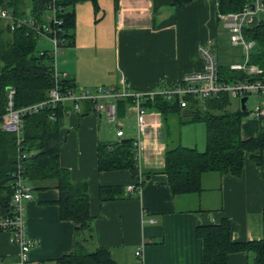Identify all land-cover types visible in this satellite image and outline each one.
<instances>
[{"label":"crops","instance_id":"0c3cea01","mask_svg":"<svg viewBox=\"0 0 264 264\" xmlns=\"http://www.w3.org/2000/svg\"><path fill=\"white\" fill-rule=\"evenodd\" d=\"M97 2L95 6L82 1L74 7L72 43L63 42L64 47L55 58L56 71L66 74L78 90L94 92L99 86L126 85L131 91L149 92L175 85L185 75L204 71L199 49L206 46L217 55L220 65L240 64L237 54L228 52L231 55L226 59L219 56L221 44L233 48L238 45L231 43L229 35L227 41L222 39L216 0H195L177 8L173 7L174 0ZM93 106L83 102L79 112L70 109L57 121L59 163L70 170L73 181L86 180L89 185L93 245L108 247L118 264H203L202 240L195 233L199 224L219 223L227 217L231 220L233 241L263 237L264 177L250 160L251 153L244 156V169L239 176L211 171L202 174L203 189L198 193L172 194L163 171L165 150L170 142L185 144L181 129L196 123L185 122V108L166 116L146 108L147 128L140 136L137 163L149 174L139 197L101 200L102 184L126 187L134 181L128 169H98V146L101 141L135 140L136 113L128 105L118 110L115 107L117 119L109 121L104 112H96ZM255 120H242L244 139L251 138L261 127L262 123ZM32 191L33 197L26 202L27 232L38 243L30 251L31 264H53L49 261L73 250L76 223L61 218L57 188ZM140 245L138 256L135 251ZM19 252L20 246L12 240L11 232L0 230V257L14 260ZM227 262L254 264L253 254L230 253Z\"/></svg>","mask_w":264,"mask_h":264},{"label":"trees","instance_id":"16d2710c","mask_svg":"<svg viewBox=\"0 0 264 264\" xmlns=\"http://www.w3.org/2000/svg\"><path fill=\"white\" fill-rule=\"evenodd\" d=\"M91 2L98 5L97 0H31V17L43 21L49 6L56 7V15L63 22L59 26L60 38L63 42L72 43L75 17L73 9L79 2ZM195 0H174V8L190 4ZM197 1V0H196ZM254 0H216V12L230 14L241 12L243 7ZM21 0H0V7L8 8L18 15L25 16L20 9ZM218 21H221L217 18ZM243 37L253 41L249 53L248 65L257 66L262 72L254 75L218 63L220 80L227 82L264 81V20L256 25H247L242 31ZM38 37L28 27L12 30L8 23L0 20V123L6 112L7 93L10 87L15 89V106L20 108L46 101L49 91L55 84L61 92L75 90L77 86L70 79H57L53 71L54 59L49 51L39 52ZM57 79V80H56ZM151 102H145V108L155 109L166 116L169 112H180L178 101H171L155 96ZM237 100V99H236ZM233 100L226 92L208 100H189L187 109L193 115L185 117V122L203 123L206 127V143L204 150L178 143L168 144L165 150L164 173L170 183L172 194H196L201 191V176L214 171L218 174L229 173L239 176L244 169V156L251 153L250 160L260 168L264 177V123L251 138L241 135L242 120L249 111H242L240 105L231 109ZM88 107L94 105L85 100ZM133 100L124 97L117 101V110L124 109ZM83 104V103H82ZM73 103H56L45 105L35 113L24 116L21 133V147L27 155L19 158L17 136L5 132L0 126V216L13 213L12 195L14 177L19 160L24 164V175L33 188L44 189L54 187L59 195L57 205L63 220L76 223V242L68 254L53 264H118L111 250L105 245H93V215L90 212L89 185L85 181H73L70 170L61 166L59 159V129L57 121L69 112ZM54 118H51V117ZM135 140L126 138L120 142H100L98 146V169L130 170L135 182L141 176V185L149 172L142 171L136 160ZM21 151V150H20ZM124 185H104L99 189L101 200L111 201L128 196L139 197L138 192L126 191ZM261 239L233 241L231 220L222 218L219 223L199 224L195 228L196 236L202 242L203 264H228V255L235 252H252L254 264H264V210L262 211ZM0 230H3L0 227Z\"/></svg>","mask_w":264,"mask_h":264},{"label":"built area","instance_id":"2783aa9c","mask_svg":"<svg viewBox=\"0 0 264 264\" xmlns=\"http://www.w3.org/2000/svg\"><path fill=\"white\" fill-rule=\"evenodd\" d=\"M250 4L253 5V8ZM55 9V6H49V9L43 17L45 22H43L31 16L29 17V15H18L8 8L0 7V20L6 21L12 30L23 26L28 27L30 31L37 36H43L44 39L54 46L53 51H49L48 54L54 59L53 71L55 77L57 79H66L67 75L59 74L55 68L57 63V59H55L56 54L64 47L63 41L60 38L61 31L59 29V26L63 22L57 17ZM261 12H264V0H254L253 2L247 3L239 13H219L218 19H220L229 30L228 34L231 43L233 45L242 46L246 54L244 65H232L230 66L232 70L238 69L246 72L248 75H257L262 72L257 66H253V64L248 65L247 60L249 59V51L252 45H254V42L247 41L242 35L243 29L253 22V18L261 14ZM199 54L204 59V71H194L193 73L183 76L175 85L166 86L159 90H152L149 92L131 91L126 85L121 87H116L115 85L110 87L99 86L94 92H90L84 88L61 92L60 87L55 84L54 88L49 91L46 101L44 100L35 105L31 104L18 108L15 106L14 100L16 93L15 89L10 87L7 93L6 112L0 123L1 129L5 132L16 134L19 146V158L22 159L27 155L22 151L20 143L24 126V116L28 113H35L45 105L54 106L58 102L65 104L71 102L73 103L71 110L79 112L83 101L88 100L94 104L93 108L96 112H104L109 121H111L117 119L115 113L117 101L124 97H129L133 102L127 107H129V110L136 113L137 135L134 146L136 160L138 162L141 155L139 149L141 143L140 136L147 128L145 123L147 112L143 104L146 101L152 100L156 95L164 97L165 99H170L171 101L176 100L179 102L178 105L181 108L187 109L186 107L189 100L194 101L199 99V101H204L211 97H218L222 92H226L233 100H240L243 97H249L251 94H255L259 98V105L257 109L249 112V116L264 123V81L243 82L241 80H236L235 82H227L220 80L218 75V58L211 47H200ZM51 118L54 117L52 116ZM23 169V161L19 160L13 184V213L0 216V227L11 232L12 240L20 246V252L14 260H6L0 257V264H31L30 251L32 247L38 243L37 238L31 236L27 232L26 202L33 197V187L27 182ZM141 179L142 177L138 176L135 182L127 184L125 188L126 191L130 190L140 193L142 188ZM151 222H154V220H151ZM141 247L142 245L135 251L138 256L141 255Z\"/></svg>","mask_w":264,"mask_h":264},{"label":"rangeland","instance_id":"374dc122","mask_svg":"<svg viewBox=\"0 0 264 264\" xmlns=\"http://www.w3.org/2000/svg\"><path fill=\"white\" fill-rule=\"evenodd\" d=\"M20 9L24 10L25 14L29 15V17H30L31 16V0H21ZM253 19H254V21H253V23H251L252 25H256V23L258 21H260L261 19L264 20V12H261V14L257 15ZM219 25H220V28L223 32L222 39L227 41L226 36L229 35L227 33L228 31L225 29L223 22H222V24L219 23ZM227 38H229V36ZM229 44H230V42H229ZM231 47L229 45L225 46L224 44H221L219 46V51H218L219 56L220 57L223 56V59H226V58H230L231 54L232 55L237 54L238 55V61H240V64L238 63L239 66L244 65V61L246 59V54L243 51V47L239 46V45L237 47H234V48L233 47L231 48ZM37 49H38V51L40 50L39 52L53 51L54 46L51 45L46 39H44L43 36H41V37H38V40H37ZM215 52H217V51L215 50ZM228 52L231 54H229ZM258 100H259V98L255 94H251L248 97V101H246L245 106L249 112L257 109V106L259 105ZM239 101H240L239 99L234 101L232 103L231 109H235L239 105ZM253 119H254L253 117H250L248 115V116L243 118V121H250L251 122V120H253ZM255 121H257V120H255ZM205 129H206L205 125L203 123H199V122H196L195 124H192V125H187V126L185 125L183 127V129H181L183 131L182 138H184V140H183L184 143L187 145H191V146L194 145L195 147L197 146L200 151L204 150V143H205V139H206L205 138Z\"/></svg>","mask_w":264,"mask_h":264},{"label":"water","instance_id":"95a60500","mask_svg":"<svg viewBox=\"0 0 264 264\" xmlns=\"http://www.w3.org/2000/svg\"><path fill=\"white\" fill-rule=\"evenodd\" d=\"M251 7L253 8V5L250 4ZM246 101H248V97H243L242 99H240V108H242V111L243 112H246L247 111V108H246ZM184 115H186L187 117H190L191 115H193V111L192 110H185L184 109V112H183Z\"/></svg>","mask_w":264,"mask_h":264}]
</instances>
